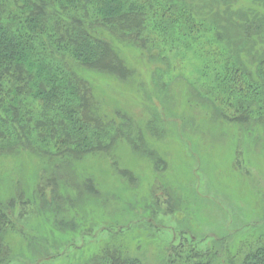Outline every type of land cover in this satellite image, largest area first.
I'll use <instances>...</instances> for the list:
<instances>
[{
	"label": "rangeland",
	"instance_id": "374dc122",
	"mask_svg": "<svg viewBox=\"0 0 264 264\" xmlns=\"http://www.w3.org/2000/svg\"><path fill=\"white\" fill-rule=\"evenodd\" d=\"M232 4L264 16L258 0ZM218 6L222 11L227 5ZM205 24L201 31L209 30L213 39L214 27ZM198 38L197 30L191 32L176 54L127 48L122 56L134 70L129 82L87 73L106 114L117 119L121 110L133 118L140 148L125 138L110 155L74 162V180L93 176L99 192H86L75 207L68 203L63 228L40 210L39 201H17L6 234L10 252L0 264H85L113 240L154 261L183 239L200 250L227 244L231 254L264 241V124L225 119L222 95L209 92L213 79L201 73L205 62L211 64L210 47ZM250 52H238L235 61L254 66ZM49 171L47 176L62 170L51 165ZM43 173L35 158L8 160L0 166V196L5 200L20 183L31 191ZM63 178L56 189L67 196L70 188L76 196Z\"/></svg>",
	"mask_w": 264,
	"mask_h": 264
},
{
	"label": "trees",
	"instance_id": "16d2710c",
	"mask_svg": "<svg viewBox=\"0 0 264 264\" xmlns=\"http://www.w3.org/2000/svg\"><path fill=\"white\" fill-rule=\"evenodd\" d=\"M195 1L0 0V166L26 156L44 172L31 191L20 183L5 200L0 196V263L10 252L6 234L14 226L17 201H39L40 210L63 228L67 204L75 207L86 192H99L93 176L74 180V162L110 155L122 139H137L129 113L117 110V119L106 114L86 76L90 71L129 82L134 70L122 56L127 48L176 54L197 30L211 54L201 73L213 79L209 92L222 95V115L231 122L255 118L264 124V16L255 8L236 11L234 0ZM221 2L227 6L218 11ZM205 23L214 27L213 39L209 30L201 31ZM250 50L254 66L235 61V54ZM51 165L61 167L60 175H46ZM60 176L76 196L70 188L67 196L56 189ZM112 242L85 264H264L262 240L231 254L227 244L200 250L183 239L160 261L134 256L121 240Z\"/></svg>",
	"mask_w": 264,
	"mask_h": 264
}]
</instances>
